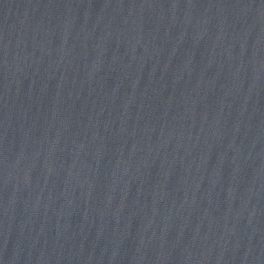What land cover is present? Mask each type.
<instances>
[{"label":"water","instance_id":"obj_1","mask_svg":"<svg viewBox=\"0 0 264 264\" xmlns=\"http://www.w3.org/2000/svg\"><path fill=\"white\" fill-rule=\"evenodd\" d=\"M0 264H264V0H0Z\"/></svg>","mask_w":264,"mask_h":264}]
</instances>
